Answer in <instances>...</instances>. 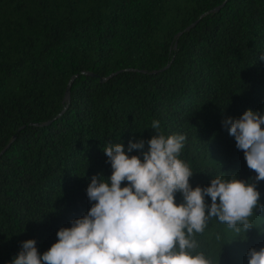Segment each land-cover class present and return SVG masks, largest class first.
Masks as SVG:
<instances>
[{
    "label": "trees",
    "instance_id": "obj_1",
    "mask_svg": "<svg viewBox=\"0 0 264 264\" xmlns=\"http://www.w3.org/2000/svg\"><path fill=\"white\" fill-rule=\"evenodd\" d=\"M0 264H264V0H0Z\"/></svg>",
    "mask_w": 264,
    "mask_h": 264
}]
</instances>
